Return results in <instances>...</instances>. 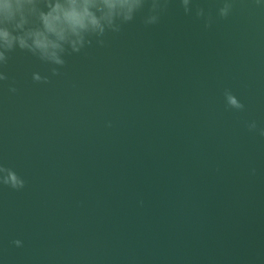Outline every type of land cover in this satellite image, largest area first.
<instances>
[{"label": "water", "instance_id": "1", "mask_svg": "<svg viewBox=\"0 0 264 264\" xmlns=\"http://www.w3.org/2000/svg\"><path fill=\"white\" fill-rule=\"evenodd\" d=\"M199 2L207 26L167 0L56 75L9 53L0 163L25 184L0 185V264H264V5Z\"/></svg>", "mask_w": 264, "mask_h": 264}, {"label": "clouds", "instance_id": "2", "mask_svg": "<svg viewBox=\"0 0 264 264\" xmlns=\"http://www.w3.org/2000/svg\"><path fill=\"white\" fill-rule=\"evenodd\" d=\"M264 5V0H256ZM186 14L203 18L205 26L212 15L199 0H178ZM167 0H0V82L7 79L2 70L9 53L23 50L47 65L49 74L56 75L71 53H78L92 43L104 44L108 32H118L123 23L133 20L146 9L145 24L158 21ZM233 0H217L216 14L226 17L231 13ZM49 74L32 71L34 81H47ZM14 92V84L9 85ZM225 106L243 109L244 103L229 89L223 92ZM110 124V121L108 122ZM250 130L264 136V127L255 119L246 121ZM254 171V170H253ZM24 178L13 168L0 163V185L21 188ZM20 246L22 240L15 238Z\"/></svg>", "mask_w": 264, "mask_h": 264}]
</instances>
